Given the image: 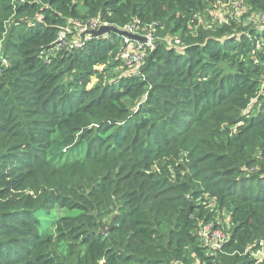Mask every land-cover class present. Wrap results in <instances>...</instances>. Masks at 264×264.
<instances>
[{
	"label": "trees",
	"instance_id": "16d2710c",
	"mask_svg": "<svg viewBox=\"0 0 264 264\" xmlns=\"http://www.w3.org/2000/svg\"><path fill=\"white\" fill-rule=\"evenodd\" d=\"M233 1L0 0V264H264V0L196 22Z\"/></svg>",
	"mask_w": 264,
	"mask_h": 264
},
{
	"label": "built area",
	"instance_id": "2783aa9c",
	"mask_svg": "<svg viewBox=\"0 0 264 264\" xmlns=\"http://www.w3.org/2000/svg\"><path fill=\"white\" fill-rule=\"evenodd\" d=\"M233 5L240 8V10L245 9V4L242 3V0H237L233 1ZM253 19H256L261 25L264 26V12L261 14H257L255 17L254 16H249L248 20L252 21ZM73 25L70 26L72 33L76 32L77 35H79V32L87 30V29H97L101 24V20L96 19V18H89L86 20H81V19H75L73 22ZM123 29L133 32L132 28L130 26H125ZM61 36L65 35V32H61ZM150 35V32L147 33L146 35H143L144 37ZM89 37V36H88ZM146 38V37H145ZM125 40H128L127 37H125ZM74 45L77 47L80 46V42L75 43L73 42ZM144 45L149 46L150 48L154 47V43H149L147 42V38L145 42H135L133 46H130L124 59L123 63L130 67L129 73L131 72H136L140 65L143 62V57H144V50L143 47ZM7 63L6 58L0 54V72H1V66L5 65ZM218 223L217 221H215ZM213 224L214 222H211L209 224H205L198 230V235L203 239L204 244L208 247L210 251L212 250H217L221 248V245L223 241L226 238V233L225 231L219 226L215 227ZM251 255L253 258L257 260H261L264 258V241L261 243V247L255 251L251 252Z\"/></svg>",
	"mask_w": 264,
	"mask_h": 264
},
{
	"label": "rangeland",
	"instance_id": "374dc122",
	"mask_svg": "<svg viewBox=\"0 0 264 264\" xmlns=\"http://www.w3.org/2000/svg\"><path fill=\"white\" fill-rule=\"evenodd\" d=\"M242 3L245 4L243 1H242ZM233 4H234L233 2H229V3L220 2V3H215L213 5H210V8L205 9L200 16L196 17V22H199V24H203L204 26H206V25H210V24H214V25L219 24L220 22H222L224 16H226V15H233L236 18H239L243 12H241L240 8L234 6ZM255 21H256V19H253L251 22H255ZM191 25H192L191 20H188V23H187L188 28H191ZM81 32H83V31H81ZM81 32H79V35H77L76 32H73L74 38L72 40V43L73 42H75V43L80 42V44H81L84 41L85 36L83 38V41L80 40V33ZM145 37L147 38V42H149L151 44L154 42V37L151 33H150V35H147ZM0 50H1V48H0ZM92 82H94L93 78L91 80V83ZM217 219L219 220V218H217ZM222 219H223V222L228 224V218H227V215L225 213L223 214ZM219 222L223 223L220 220H219Z\"/></svg>",
	"mask_w": 264,
	"mask_h": 264
},
{
	"label": "water",
	"instance_id": "95a60500",
	"mask_svg": "<svg viewBox=\"0 0 264 264\" xmlns=\"http://www.w3.org/2000/svg\"><path fill=\"white\" fill-rule=\"evenodd\" d=\"M109 32H114V33H117L119 35L126 36L128 38L139 40L141 42H145L146 41V38L144 36L128 32L127 30L119 28L116 25H111V24H107V23L106 24H101L98 29L85 30V31L81 32L80 33V40L83 41V38H84L85 34H89V35H91V37H96V36L107 34ZM190 210H191V203L188 206V212H187L188 214L190 213ZM113 217H114V214L111 215V219H110V222H109V227L103 229L104 233H107L109 231L110 227L112 226Z\"/></svg>",
	"mask_w": 264,
	"mask_h": 264
},
{
	"label": "clouds",
	"instance_id": "9594fccd",
	"mask_svg": "<svg viewBox=\"0 0 264 264\" xmlns=\"http://www.w3.org/2000/svg\"><path fill=\"white\" fill-rule=\"evenodd\" d=\"M87 19H89V18H87ZM86 20V19H85ZM103 24H106V23H103ZM99 28V27H98ZM97 28V29H98ZM123 29V28H122ZM87 30H91V29H87ZM95 30V29H94ZM85 31V30H84ZM64 32V31H63ZM129 32V31H128ZM131 33H134V32H131ZM136 34V33H135ZM139 35V34H138ZM85 37H88V36H91V35H89V34H85L84 35ZM142 36V35H141ZM126 36H124V38H125ZM128 38V37H127ZM136 40V39H135ZM137 41H139V40H137Z\"/></svg>",
	"mask_w": 264,
	"mask_h": 264
}]
</instances>
